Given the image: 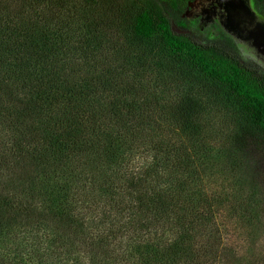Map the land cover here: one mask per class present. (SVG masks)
I'll list each match as a JSON object with an SVG mask.
<instances>
[{"label":"trees","instance_id":"1","mask_svg":"<svg viewBox=\"0 0 264 264\" xmlns=\"http://www.w3.org/2000/svg\"><path fill=\"white\" fill-rule=\"evenodd\" d=\"M191 1L0 0V264H264V72Z\"/></svg>","mask_w":264,"mask_h":264},{"label":"rangeland","instance_id":"2","mask_svg":"<svg viewBox=\"0 0 264 264\" xmlns=\"http://www.w3.org/2000/svg\"><path fill=\"white\" fill-rule=\"evenodd\" d=\"M183 16L188 28L198 37L231 40L242 58L252 61L264 72V18L256 12L254 0H192ZM207 121L223 136L229 133V121L222 112H211ZM247 154L253 168L250 184L264 199V149H253ZM217 223L225 244L235 248L239 255H264V219L252 233L224 215L217 218Z\"/></svg>","mask_w":264,"mask_h":264},{"label":"flooded vegetation","instance_id":"3","mask_svg":"<svg viewBox=\"0 0 264 264\" xmlns=\"http://www.w3.org/2000/svg\"><path fill=\"white\" fill-rule=\"evenodd\" d=\"M191 2H192V1H191ZM191 2H190V3H191ZM190 3H189V4H190ZM188 6H189V5H188ZM187 8H188V7H187ZM189 30H190V29H189Z\"/></svg>","mask_w":264,"mask_h":264}]
</instances>
